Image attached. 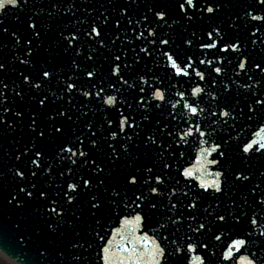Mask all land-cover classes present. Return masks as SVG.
<instances>
[{"label": "snow or ice", "instance_id": "6c2138e0", "mask_svg": "<svg viewBox=\"0 0 264 264\" xmlns=\"http://www.w3.org/2000/svg\"><path fill=\"white\" fill-rule=\"evenodd\" d=\"M136 3L137 0H130L127 6L119 7L118 16L113 17L116 12V7H113L107 15L104 12H99L92 18L88 27L83 29V35L89 42L94 41L96 47L89 48L86 54L81 51L80 29L69 31L67 34L60 31L59 39L63 44V52L71 56L73 70H80L77 58L81 55H85V59L92 62L88 69L83 70V74L91 85L87 90H82L78 86V77L74 79L73 76L65 73V79L61 80L57 73L45 66L47 61L37 64L34 58L40 49L37 40L40 39L41 32L38 30L37 24L32 22V15L27 16V21H29L27 28L31 30V37H23L22 45V37L16 31L10 32L9 28L0 27V34H10L14 41L11 49L12 60L0 62V72L16 74V78L9 83L5 82V78H0V126H4L5 130L9 131H14L19 127L29 138L22 145L20 142L17 143L20 146H16L14 160L20 163H14L7 169L12 174V183L9 184L5 179V173L0 172V188L5 184L12 188L7 195V204L14 208L26 207L32 200L39 202L40 207L36 209V212L40 216L46 217L44 223L52 234L60 232L62 235L65 226L75 231V226L80 224L87 214L97 226L96 229H93L95 236L101 241H105V237L99 230L103 228L101 220L104 215L110 216L114 212L133 207L135 214L123 216L120 219L121 227L113 231L114 236L119 234L121 239L130 245V247L122 246V250L129 254L127 258L130 264H182L183 261L193 264L190 254L196 253L198 249L203 250L204 254H197L195 260L198 264H206L205 257L216 255L215 252L210 251L209 240L219 241L222 238L221 235L213 231V228L219 229L230 222L233 225H239L242 222L241 218L246 217L249 230L232 239L226 246L222 259L227 261L233 257L234 252L246 248L252 236V229L260 223V220L255 213L252 216H247L236 200H233L230 207L223 210H220L221 204L217 203L215 208L210 204L201 211V201L204 199L205 193H209L211 190L212 193L225 194L223 185L228 182L226 170L211 173L210 175L214 177L211 180L200 179L199 188L203 192L193 193L190 196V192H192L190 186L186 185L187 190L180 191L181 181L173 176L172 161L184 155L180 149L182 142L187 144V137L194 135L211 137L216 132V128L211 127L212 125L232 127L235 126L238 119L251 121L256 114L264 112V60L249 63L250 57L245 55V47L242 42L239 39L225 40L223 31L218 26L212 27L206 33V40L199 42L201 50L216 49L217 53L230 51L238 55V62L234 67L239 71H236L235 75L239 78L243 73L247 81H252V83L246 81L241 85L247 91L249 102L243 107H238V104L234 106L229 102L228 97L231 95L229 85H234L236 81L224 82L223 59L219 58L215 61L199 59L197 61L192 56H187L183 61L179 60L171 48L169 38H166L167 34L158 35L153 30L154 25L159 26L157 22H163L169 28L172 27V24L177 23L176 20H172V24L168 23L171 19L168 9L153 0L152 5H145L146 13L133 23L130 9ZM28 4L29 0H0V17L8 15L9 10L13 9L23 12ZM255 5L259 7L250 4L243 14L249 22H259L258 25H253L254 30L249 33V40L253 45L257 43L258 39L261 44H264V38L257 36V33L264 29V15L254 14L256 11L264 12V0H255ZM226 6L218 3L217 0H175L177 15L180 19L187 21H192L198 16L200 18L215 17L221 8ZM100 7L103 8L104 5ZM50 9L49 17H55L61 10L65 14L70 13L72 17H76L78 12L83 15H91L88 8H78L74 2H69V0H55L50 4ZM42 11L43 8H41ZM92 11L96 10L92 9ZM149 14L152 18L151 21ZM13 15L15 19L19 20L18 15L15 13ZM235 19L238 20L240 17L237 15ZM125 20L126 24H123L122 21ZM97 21L100 23L98 24ZM78 22L81 25L84 23L83 20ZM4 23V19L0 18V26ZM109 25L114 26V38L106 42L104 26ZM140 25H143V30L139 29ZM127 27L131 28L134 35L131 39L125 36V39L121 40L120 33ZM192 37L197 38L195 32L192 33ZM117 41L121 42L122 47L108 57L110 60L109 77L105 83L96 67V54L104 48H109V45L113 48L116 47ZM133 41H139L143 45L139 46L138 50L137 47L131 48L135 53L134 63H139L145 57L151 58L155 51H160L166 58V66L171 68L175 76L190 77L194 74L199 81L209 85L206 91L205 88L197 84L191 88L187 98L185 91L177 89L175 95L179 99L174 103L169 101V104L171 109L181 106L184 114L169 110L168 117L170 119L156 120L155 130L149 135H142L141 122H151L150 113L155 109L162 108V103H153V101L164 102L166 96L161 87H154L145 79L148 73L140 75L136 84H129L128 79L125 78L122 69H131L132 67L126 62V54L127 48L131 47ZM193 42V39L184 40V44L188 47H191ZM3 47L6 45H0V48ZM17 48L20 49L19 55L15 54ZM44 50L48 51L47 48ZM122 55L125 56L124 60H122ZM155 63L159 67V62ZM14 65L24 66L25 70H19ZM194 65H205L206 68L201 70ZM250 68L254 69L251 75L248 74ZM28 69H33L35 75ZM206 71L207 76L205 75ZM257 73L261 74L260 79H254ZM112 77L116 79L113 80ZM155 79L161 84L163 83L159 77ZM53 80L56 81L55 90H53ZM141 83L147 85L150 96L144 87H138ZM218 84L220 85L219 90L217 89ZM117 85L128 88L138 87L134 100L137 108L142 109L140 112L141 121H138L129 111L133 107L132 104L122 100L118 107L117 96L107 94L106 88L111 89L114 93H120V88ZM172 88H176V85L169 86V90ZM77 93L80 96V108H77L74 103V96ZM204 95L210 98L206 105L207 116L204 119L214 118L208 125L211 127V131L207 132L203 130L204 125L199 120L201 114L205 113V107L199 106ZM26 98L28 102H34V106L30 111H26L25 108L18 110L17 100L23 103ZM97 100H102L104 105L115 108L119 113L116 126L113 127L111 119L106 120L103 126L106 134L99 136L94 130L95 125L87 118L88 113L82 110ZM50 106L54 107H51L50 110ZM76 112H79V115L74 121L73 116ZM9 115L13 119H8ZM178 115L180 120L187 125L183 130L173 124ZM82 120L84 122L79 133L77 134L75 130L69 133L66 126L68 122L76 123ZM229 121L232 122L231 125H229ZM170 125L172 126L170 127ZM261 131H264V127L261 128ZM71 136H75V139H71ZM231 139V135L228 137L218 135L219 142H213L209 147H201L200 155L207 158L215 153L219 159L206 160V163L211 165L220 164L221 161L227 162L228 145ZM50 140L57 142L54 152L45 150ZM200 143L203 145L208 141L202 139ZM141 147L153 154L154 159L151 166L147 164L142 167L137 166L134 170H129L122 175L123 186L126 189H134L132 196L129 197L127 191L122 193L118 187L109 182L111 171L106 174L105 167L95 158L93 152L103 151L108 160L112 162L118 163L126 160L134 164L138 159L136 152ZM237 148L246 160L251 159L256 153L264 157V138L250 139L243 142L242 146L237 145ZM7 154L6 151L5 155ZM46 158H50V162ZM25 161L30 164V167L24 166ZM84 169L87 170L86 174H80ZM259 175L264 177V172H259ZM176 176L187 180L193 178V171L190 168L177 170ZM232 176L234 182H249L252 179L243 170L238 169L232 170ZM222 177L223 179H221ZM41 178H43V183H41ZM58 180L59 183H57ZM178 191L179 195H177ZM250 195L253 203L264 212V188H261V182L250 189ZM243 200L247 205L248 197L245 196ZM210 208L211 211H209ZM148 224L155 225L152 229L153 235L143 232L138 236L137 232ZM185 225L187 232L183 236L177 235ZM75 236L79 237L80 233L76 232ZM201 236H205L207 239L201 240ZM261 237H264V231H261L257 238ZM111 243V239L106 240L98 254L103 264H114L109 247ZM85 244L87 248H85ZM11 245L12 241L0 229V252L9 251ZM70 245L72 249H84L85 252L92 247L87 240L80 243L79 239L75 238L70 241ZM262 245H264V239L260 240L258 248L260 254L252 252L251 258L241 257V264H264V247H261ZM48 251L45 248L40 255L44 256ZM52 254L63 264V258L68 253L65 250L55 249ZM86 259L87 257L82 253L71 254L73 264H81V261ZM119 264H124V259H121Z\"/></svg>", "mask_w": 264, "mask_h": 264}, {"label": "water", "instance_id": "95a60500", "mask_svg": "<svg viewBox=\"0 0 264 264\" xmlns=\"http://www.w3.org/2000/svg\"><path fill=\"white\" fill-rule=\"evenodd\" d=\"M55 2V0H29V4L23 12L18 10H9V14L3 17L4 24L0 27H7L11 31H16L18 35L22 37L21 45L23 44V37H31V30L27 28V16L32 15L33 21L38 26V30L41 32V37L37 40V44L40 45L38 50V55L35 56V61L37 64L48 63L45 65L50 67V70L57 73L59 79H65V73L67 75L73 76L74 79H77L78 86L82 90H87L90 88V82L87 81L83 70L88 69L92 62L85 59V55H81L77 58V63L80 65V70H73L71 65V56L63 52V44L60 42L59 33L64 31L67 34L69 31H76L80 29V42H81V51L82 53H87L89 48L96 47L95 42H89L87 37L83 35V29L87 28L92 18L95 17L99 12H104L106 15L111 12L113 7H116V12L113 14V17L119 15V7L127 6V3L130 0H69V2H74L77 7L88 8L91 12V15H83L77 13L76 17H72L70 13L65 14L63 10L60 11L55 17H49L48 12L51 11L50 4ZM156 3H159L160 6L166 7L171 14V19L168 23L172 24V20H176L177 23L172 24V27L169 28L167 25H164L163 22H157L156 26H153V30L157 32L158 35L167 34L166 38H169L170 45L172 50L177 54L179 60L183 61L187 56H192L194 60L199 59H213L214 61L222 58L224 72V82L229 83L231 80H235L234 85L230 84L231 95L228 97L229 102L238 107H243L244 104L249 102L247 91L241 87V85L247 81L246 76L241 73L240 77L237 78L235 75L236 71L239 69L234 66L238 62V55L236 53L227 52V53H217L216 49L212 50H201L199 48V42L206 40V33L211 30L212 27H220L223 31L225 40L233 41L239 39L245 47V55L250 57L249 63L259 62L264 60V44L260 43V40H257L255 45L250 43L249 33L253 31V25H258L259 22H249L247 18L244 17V11L247 9L248 5H253L254 7H259L255 5V0H217L218 3L222 5H227L222 7L220 12L217 13L215 17L205 16L200 18L199 16L194 18L192 21L182 20L176 13L175 0H155ZM152 5L153 0H137V3L132 5L130 12L133 17V23L135 20L146 13L147 8L145 5ZM104 5L103 8L100 6ZM41 8L43 11L41 12ZM95 9L96 11H92ZM107 10V11H106ZM19 16V20L15 19V16ZM254 14L264 15V12L256 11ZM239 16L240 19H235L236 16ZM149 19L151 21V15L149 14ZM83 20L84 23L81 25L78 21ZM99 24L100 22L97 21ZM123 24H126V20L122 21ZM236 26H230V25ZM114 26H104V35L106 37V42L114 38ZM140 30H143V25L139 26ZM195 32L197 38L192 37V33ZM121 40L125 39V36L128 39L134 35L130 27L122 30ZM257 36L264 38V29L261 32L257 33ZM185 39H193V45L188 47L184 44ZM255 39V37H253ZM13 38L11 35L0 34V45H6V47L0 48V62H6L12 60V48H13ZM127 43V40H125ZM143 46L139 41H133L131 47L127 48V58L126 62L131 64V69H122L125 78L128 79L129 84H136L138 77L145 73L148 75L145 76V79L152 83L154 87H161V90L165 92L166 100L164 102L153 101V103H162L161 109L153 110L151 115V122H141L140 130L142 135L152 134L155 130L156 120H165L170 119L168 117V111H173L175 113L184 114V110L181 106H178L176 109H171L169 101L175 102L179 99L175 92L177 89L185 91L186 98L188 97L191 88L199 84L201 87L205 88L207 91L209 85L203 81H199L197 77L193 74L190 77H177L174 75L171 68L167 67L166 58L162 56L160 51H155L153 57L140 60L139 63H134L135 53L132 52V47ZM122 47L121 42L117 41L116 47L104 48L96 54V67L99 70L100 75L104 79L105 83L108 81L109 77V64L110 60L108 57L111 54L115 53L118 48ZM163 48V46H160ZM47 48L46 52L44 49ZM34 51H37L34 49ZM16 55L20 54V49L17 48ZM143 55V54H142ZM125 59V56L122 55V60ZM156 61L159 62V67L156 66ZM231 61V63H229ZM7 66V65H6ZM17 66L19 70H25L24 66ZM201 70L206 68L205 65H194ZM215 66V65H214ZM151 69V72H149ZM35 71L33 69H28ZM254 69H249V75L252 74ZM153 73L155 74L153 76ZM207 76V71L205 72ZM215 75L214 73L212 74ZM159 77L163 81L161 84L155 78ZM0 78H5V82L9 83L11 80L16 78V74L12 72H0ZM261 74L257 73L254 79H260ZM115 80V77H112ZM252 83V81H247ZM175 84L176 88L169 90V86ZM53 90H55L56 81H52ZM120 93H114L111 89L106 88L107 94H112L117 96V106H120V101H126L133 105L132 109L129 110L133 116L138 121L142 120L140 112L142 109H138L134 97L137 94L138 87H144L148 96H150V91L148 90L147 85L139 84L137 88H128L127 86H120ZM220 85H217L219 90ZM59 94V93H58ZM217 94V93H214ZM147 98V97H146ZM210 98L207 95H204L200 103V107H205V113L201 114L199 118L200 122L204 125V131H211V127L216 128V132L213 133L211 137H199L198 135L187 137V144H183L180 151L184 155L172 161V172L173 176L176 179H180L181 187L180 191L187 190V186H190L193 193L203 192L199 188L200 179L211 180L214 177L210 175L216 171H225L228 175V182L226 185H223L224 193H212L211 190L209 193L204 194V199L201 201V211L203 208L208 205H212L215 208L216 204H221V209L228 208L232 205L233 200H236L241 206L242 211L247 214V216H252L254 213L257 215L260 223L252 229V236L249 240L248 245L245 249L234 252V255L231 259L225 261L222 259L223 251L226 246L231 242L232 239L236 238L242 233H246L249 230V224L246 217H242V222L239 225H233L231 222L219 229L213 228V231L221 235V240L216 241L214 239L209 240L211 245L210 251L215 252L214 256H207L206 264H241V257L251 258V253L256 252L257 255L260 254V240L264 237L257 238L258 234L261 231H264V212L261 211L255 203H253L252 197L250 195V189L257 183L261 182V188H264V177L259 175V172H264V157L256 153L251 159L246 160L243 157V154L238 150L237 145L242 146L243 142H247L250 139L260 140L264 138V131H261V128L264 127V112L256 114L253 120L248 121L245 119H238L235 126L224 127L222 125H212L209 127L210 121L214 118L208 117L207 120L204 117L207 116V107L208 101ZM62 103V102H58ZM74 103H76L77 108H80V96L77 93L74 96ZM18 110L25 108L26 111H30L34 106V102H28L27 98L25 102H20L17 100ZM51 107L50 106V110ZM70 107V106H69ZM88 113V119L92 121L95 125L94 130L97 132L98 136L101 134H106L104 132V125L106 120L111 119L113 121V127L116 126V123L119 120V113L115 108H110L107 105H104L102 100H97L95 103L89 104L87 108L82 109ZM123 110V108H121ZM79 115V112H76L73 116L75 121L76 116ZM8 119H13L10 115ZM86 118V119H87ZM81 122H68L66 125L68 127L69 133L73 130L79 133L80 128L83 126ZM174 125H178L181 130L185 129L187 125L182 122L177 117V120L173 122ZM232 122L229 121V125ZM172 125H170L171 127ZM26 132V129H25ZM255 134V135H254ZM218 135L228 137L231 135L232 139L229 140L228 152H227V162L221 161L220 164L211 165L206 163V160L219 159L215 153L208 156L207 158L200 155L201 147H209L213 142L218 141ZM71 139H75V136H71ZM29 138L25 136L24 132L18 127L14 131L5 130L4 126H0V172L5 173V179L9 184L11 181V173L7 171L16 162L14 160V153L18 142L23 144L25 140ZM204 139L207 140V144H201L200 141ZM31 142V141H29ZM56 141H48L45 150L48 152H54L56 150ZM44 147V146H42ZM7 151V155L5 152ZM95 158L101 162L102 166L105 167L106 174L111 171V177L109 182L118 187V189L123 193L127 191L129 197L132 196V191L134 189H126L123 186L122 175L127 173L129 170H134L137 166L149 165L151 166L154 156L143 147H141L137 152L136 156L138 159L133 164L130 161L122 160L118 163L109 161L107 156L103 151L93 152ZM167 158V157H165ZM50 162V158H46ZM131 165V168H130ZM24 166L30 167L27 161L24 162ZM184 168H190L193 171V178L185 180L183 177L176 176L177 170H183ZM238 169L243 170L245 174L249 175L252 179L249 182H234L232 176V170ZM158 170V167H157ZM86 169L81 170L80 174H86ZM207 173V174H206ZM70 179V178H69ZM223 179V177L221 178ZM43 178H41V183H43ZM71 182V179H70ZM59 183V180L57 181ZM12 188L8 184H5L0 188V229H2L5 235L12 241V245L9 251L2 252L10 259H12L17 264H61L55 255L52 254L53 250L61 249L65 250L68 254L63 258V264H73L71 260V254L82 253L83 256L87 257L86 260H82L81 264H103L102 260L99 258L98 254L105 241L108 239L112 240L111 245H109L114 264H119L121 259H124V264H130L128 253L122 250L123 247H130L126 244V241L122 240L120 235H113V231L121 227L120 219L123 216L134 215L133 207L124 209L123 211H118L112 213L110 216L105 214L101 222L103 228L99 229L101 235L105 237V241H101L95 236L93 229H96L97 226L94 223V220L89 217L87 214L84 216L82 222L75 226V231L69 229L67 226L64 227L63 234L60 232L52 234L47 229L44 220L46 217L40 216L36 209L40 207L39 202L32 200L26 207L23 208H14L11 205L7 204V195ZM110 195V194H109ZM179 195V191L177 193ZM247 196V205L244 204L243 198ZM259 199V196H257ZM167 203V201H165ZM83 206V205H82ZM212 209L210 208L209 211ZM235 211V209H232ZM138 211V210H136ZM210 219V218H209ZM91 226V227H90ZM155 227L153 224H148L144 226L140 231L137 232V235H141L143 232H148L149 235H153L152 229ZM163 231V230H162ZM79 232L80 236L76 237L75 233ZM187 232V226L181 228L180 233L177 235L183 236ZM79 239L80 243H84L87 240L91 243L92 247L88 248L85 252L84 249H72L70 241L73 239ZM201 240L207 239L205 236L200 237ZM261 247H264L262 245ZM47 248L49 251L44 256H41L40 253ZM85 248L87 245L85 244ZM0 253V256L3 254ZM197 254L203 255V250L198 249L196 253L190 254L193 260V264H198L195 260ZM134 259V258H133ZM8 260V259H7ZM9 261V260H8ZM10 262V261H9ZM13 264V263H12ZM182 264H187V261H183Z\"/></svg>", "mask_w": 264, "mask_h": 264}, {"label": "rangeland", "instance_id": "374dc122", "mask_svg": "<svg viewBox=\"0 0 264 264\" xmlns=\"http://www.w3.org/2000/svg\"><path fill=\"white\" fill-rule=\"evenodd\" d=\"M0 264H12L5 257L0 256Z\"/></svg>", "mask_w": 264, "mask_h": 264}, {"label": "bare ground", "instance_id": "6f19581e", "mask_svg": "<svg viewBox=\"0 0 264 264\" xmlns=\"http://www.w3.org/2000/svg\"><path fill=\"white\" fill-rule=\"evenodd\" d=\"M4 257V256H3Z\"/></svg>", "mask_w": 264, "mask_h": 264}]
</instances>
